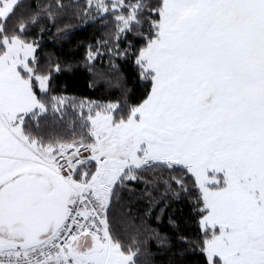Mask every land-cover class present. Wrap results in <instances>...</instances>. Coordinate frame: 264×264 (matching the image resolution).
Returning <instances> with one entry per match:
<instances>
[{
	"label": "snow or ice",
	"instance_id": "6c2138e0",
	"mask_svg": "<svg viewBox=\"0 0 264 264\" xmlns=\"http://www.w3.org/2000/svg\"><path fill=\"white\" fill-rule=\"evenodd\" d=\"M0 264H264V0H0Z\"/></svg>",
	"mask_w": 264,
	"mask_h": 264
},
{
	"label": "trees",
	"instance_id": "16d2710c",
	"mask_svg": "<svg viewBox=\"0 0 264 264\" xmlns=\"http://www.w3.org/2000/svg\"><path fill=\"white\" fill-rule=\"evenodd\" d=\"M92 31V28L88 29V33H91ZM85 34L87 33H77L76 35L79 37ZM61 84L67 89L69 95H87L91 96L92 98H97L105 92L103 88H89V79L86 77V75L79 72L62 77ZM166 227L167 220L165 219L164 224L160 225V228L165 229ZM160 259L162 258H158V260Z\"/></svg>",
	"mask_w": 264,
	"mask_h": 264
}]
</instances>
